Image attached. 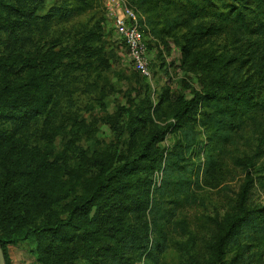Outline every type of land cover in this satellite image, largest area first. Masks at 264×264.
<instances>
[{
    "label": "trees",
    "instance_id": "1",
    "mask_svg": "<svg viewBox=\"0 0 264 264\" xmlns=\"http://www.w3.org/2000/svg\"><path fill=\"white\" fill-rule=\"evenodd\" d=\"M95 2L57 0L38 14L45 0H0V245L6 264L5 244L28 239L43 264H159L178 209L197 202L198 172L212 168L248 128L264 132V0H129L144 13V31L169 37L180 49L199 89L153 107L166 123L148 132L134 155L109 167L94 162L98 175L84 198L50 200L42 181L51 165L44 160L33 168L26 150L36 130H45L78 83L105 61L104 17L76 24ZM168 132L178 139L166 149L160 142ZM259 140L264 143V133ZM256 158L235 163L247 169ZM157 170L162 179L153 186ZM217 225L207 239L210 258H196L188 241L177 246L183 264L247 262L264 251V205L239 200L237 211Z\"/></svg>",
    "mask_w": 264,
    "mask_h": 264
},
{
    "label": "rangeland",
    "instance_id": "2",
    "mask_svg": "<svg viewBox=\"0 0 264 264\" xmlns=\"http://www.w3.org/2000/svg\"><path fill=\"white\" fill-rule=\"evenodd\" d=\"M56 1L45 0L38 14H44ZM95 1L91 13L82 16L76 24L87 21L92 15L104 17L105 61L84 83H78V89L58 112V117L48 120L45 130H36V140L26 150L33 168L44 160L51 165L42 186L50 200L60 204L84 198L90 192L98 175L94 162L109 167L123 155H134L148 132L165 125L153 111L161 99L167 96L173 99L174 95L191 98L193 90L199 89L197 75L184 69L181 51L172 39L155 38L144 31L145 27L154 77L151 80L143 77L136 70L126 43L115 30L114 13L109 10L108 0ZM137 12L142 22L144 13ZM263 133L248 128L235 143L223 148L212 168L205 173L199 170L198 187H193L197 202L178 209L169 227V248L159 264H183L182 250L177 246L181 243L186 246L188 241H193L192 252L196 258H210L207 239L219 229L218 221L237 211L239 200L247 199L250 206L264 205V143L259 140ZM177 139V134L168 132L160 145L169 149ZM201 140L206 142L204 134ZM253 155H257L254 167L246 169L236 165V158ZM203 160L204 155H201L197 163ZM161 175L158 170L151 174L153 186L161 182ZM157 204L158 201L153 208ZM150 219L147 212L145 220ZM5 246L9 264H43L37 259L36 244L30 239L8 242ZM255 253L257 256L249 257L247 262L241 259L231 264H264V251L259 249ZM233 255L230 254L229 262Z\"/></svg>",
    "mask_w": 264,
    "mask_h": 264
},
{
    "label": "built area",
    "instance_id": "3",
    "mask_svg": "<svg viewBox=\"0 0 264 264\" xmlns=\"http://www.w3.org/2000/svg\"><path fill=\"white\" fill-rule=\"evenodd\" d=\"M109 10L114 14L115 30L128 48L129 56L143 77L151 80L154 77L149 60L148 40L141 28L140 16L135 8L125 0H108ZM111 12V13H112Z\"/></svg>",
    "mask_w": 264,
    "mask_h": 264
},
{
    "label": "water",
    "instance_id": "4",
    "mask_svg": "<svg viewBox=\"0 0 264 264\" xmlns=\"http://www.w3.org/2000/svg\"><path fill=\"white\" fill-rule=\"evenodd\" d=\"M0 264H5V256L1 246H0Z\"/></svg>",
    "mask_w": 264,
    "mask_h": 264
}]
</instances>
